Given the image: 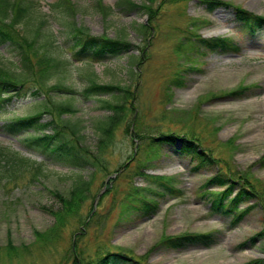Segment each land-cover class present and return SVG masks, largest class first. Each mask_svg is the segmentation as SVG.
Returning <instances> with one entry per match:
<instances>
[{
  "label": "rangeland",
  "instance_id": "1",
  "mask_svg": "<svg viewBox=\"0 0 264 264\" xmlns=\"http://www.w3.org/2000/svg\"><path fill=\"white\" fill-rule=\"evenodd\" d=\"M56 1L34 0L29 16L21 23L29 36H35V28L45 19L37 44L51 38L48 51L68 61L47 80L48 84L60 82L78 90L91 78L100 83L129 84L135 89V125L144 135L172 131L178 140L193 135L204 152L217 158L205 167H196L188 156L177 152L179 146L164 143L144 170L175 175L184 193L158 197L156 210L141 215L133 207L122 211L120 205L129 185L147 182L141 174L119 175L115 190L103 195L104 181L133 155V130L126 131L125 124L114 131L103 157L105 169L94 172L90 163L78 168L28 149L23 143L26 131L12 134L0 128L1 147L42 161L36 177L27 173L7 180L1 178L7 165L0 153V264H72L71 244L88 254L102 249L124 252L141 264H260L252 261L264 258L262 236L256 234L264 232V160H260L264 152V27L253 33L242 30L233 6L264 15V0H224L231 4H216L211 10L200 0H154L157 9L152 17L144 8L122 11L117 0H100L106 13L98 0H72V13H67L63 4L54 6ZM134 1L141 4L145 0ZM141 22L147 23L144 32ZM78 26L90 34L129 40L135 62H131L130 53L100 62L71 59L73 32ZM195 36L230 37L239 47L224 52L198 47L192 41ZM15 59L9 47L0 44L1 62L15 68ZM175 77L183 83L171 82ZM239 85L246 87L230 92ZM104 97L112 98L107 94L86 98L50 89L41 92L38 99L43 98L48 105H52L48 99L71 102L77 110L62 117L80 123L81 141L94 150L95 123L111 112L102 106ZM30 99L31 95L13 98L8 108L25 113L28 109L24 104ZM9 113L0 116L5 118ZM51 116V112L43 111L41 120ZM45 130L50 132L51 127ZM137 155L143 157L145 152L133 156ZM215 173L230 174L236 189L246 177L257 191L256 197L240 205H250V209L235 226H231V215L210 208L211 196L205 189L221 187L216 182L208 183ZM79 177L89 180L88 196L64 226L52 229L55 217L48 209L62 206L55 191L67 194ZM92 203L98 212L81 224L80 218H85ZM186 231H213L216 239L210 245L179 249L158 244L164 234ZM252 235H256L255 242L248 240Z\"/></svg>",
  "mask_w": 264,
  "mask_h": 264
},
{
  "label": "trees",
  "instance_id": "2",
  "mask_svg": "<svg viewBox=\"0 0 264 264\" xmlns=\"http://www.w3.org/2000/svg\"><path fill=\"white\" fill-rule=\"evenodd\" d=\"M153 1L145 0L138 4L134 0H117V5L122 11H129L136 7L144 8L147 14L152 17L157 9L153 6ZM200 1L206 3L210 10L216 4H231V2L224 0ZM33 2L34 0H0V44H5L9 47L10 52H13L16 56L14 60L16 62L15 68L4 65L0 60V115L9 110L11 111L5 118L0 116V119H3L0 128L12 134L26 131L23 136V143L28 149L40 152L51 161L78 168L90 163L94 165V172L96 169H105L103 157L112 143L114 131L119 125L125 124L126 131L133 130V155L142 150L145 155L143 157L132 155L113 172L114 176L109 175L103 183V195L110 191L113 192L116 178L119 175L127 177V173L141 174L147 182L143 185L131 184L124 190L120 200L122 211L133 207L138 209L141 215H149L158 207V197L183 195L184 190L179 187L175 175L148 173L144 170L150 164V160L162 151V145L168 143L174 148L179 146L180 149L177 152L188 156L196 167H205L209 161L217 157H212L204 152L203 147H201L199 141L194 140L195 136L193 135H190L189 138L181 137L179 140L172 131H160L157 135H144L135 125L137 112L134 110L135 106L132 101L135 96V89H132L129 84L100 83L92 78L80 90L70 84L60 82L48 84L47 80L54 73L65 68L68 61L48 51V46L53 43L51 38L37 44V34L40 33L39 28L45 22V19L40 20L35 28V36H29L21 28L22 21L29 16ZM60 4L64 5V10L67 13L74 11L72 0H57L53 3L54 6ZM98 6L106 13L107 9L100 0H98ZM233 7L235 19L242 30L253 33L264 27V15L245 9L237 4ZM140 29L144 32L147 29V23L141 22ZM192 41L198 47L204 46L220 52L237 50L239 47L235 40L225 36H195ZM132 49V43L123 37H111L103 33L99 35L90 34L84 28L78 26L73 32L69 57L73 60L100 62L112 56L130 53ZM142 58L141 55L139 61ZM130 59L131 62H135V54L130 53ZM171 82L183 83L178 77L173 78ZM245 87L246 85H239L230 92L236 93ZM44 88L45 90L58 89L68 94L86 98L103 94L112 96V98H102V106L110 109L111 112L95 123L97 142L94 150L88 148L81 141L83 134L80 133V123L62 117L63 113H74L77 108L69 101L54 102L48 99L49 102H52V105H48L47 102L43 101V98L38 99L41 92H45ZM29 95L32 99L24 104L28 109L25 113L16 112V107L8 108L9 102L13 98L18 100ZM46 110L51 112L52 116L49 120H41L42 112ZM131 112L132 114L129 116ZM52 123H55V125L51 126ZM49 126L51 127L50 132L45 130ZM130 126L132 127L130 128ZM137 139L139 142H135ZM143 144L144 146H142ZM0 153L7 165L4 169L5 174L1 178L5 177L7 180H11L27 173H30L32 177H36L42 170V161H36L20 154L17 150L0 146ZM132 160L135 163H131ZM260 160H264V152L260 156ZM210 182L221 185L220 188L205 189L207 191L205 194L208 193L211 196V210H220L231 215V226H235L250 209V205L246 207H240V205L256 197V189L253 188L252 183L246 177L244 182L240 183V187L236 189L235 179L230 174H212L209 176L208 183ZM247 182L250 184L247 185ZM88 191L89 180L83 179V177H79L73 182L67 194L55 191L62 206L57 210L48 209L55 217L52 229L64 226L67 219L76 214L81 203L88 196ZM97 212L94 210V204L92 203L85 218H80L81 224H86V219L91 218ZM37 234L43 236V233H39V231ZM256 234L262 236L261 247L264 249V232L261 230ZM215 239L213 231H186L179 234H164L158 240V244L179 249L190 245H210ZM248 240L255 242L256 235L250 236ZM70 251L73 258L72 264H141L133 256L111 249L96 250L93 254H88L83 249L78 250L75 244H71ZM252 262L264 264V258Z\"/></svg>",
  "mask_w": 264,
  "mask_h": 264
}]
</instances>
